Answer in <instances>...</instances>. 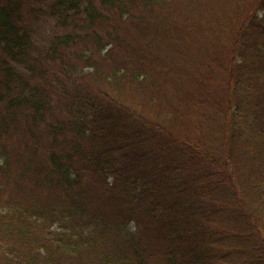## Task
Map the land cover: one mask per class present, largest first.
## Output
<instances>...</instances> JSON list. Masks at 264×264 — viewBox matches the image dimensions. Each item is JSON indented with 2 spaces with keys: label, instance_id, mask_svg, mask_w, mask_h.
<instances>
[{
  "label": "trees",
  "instance_id": "obj_1",
  "mask_svg": "<svg viewBox=\"0 0 264 264\" xmlns=\"http://www.w3.org/2000/svg\"><path fill=\"white\" fill-rule=\"evenodd\" d=\"M169 2L0 0V264H264V0Z\"/></svg>",
  "mask_w": 264,
  "mask_h": 264
},
{
  "label": "rangeland",
  "instance_id": "obj_2",
  "mask_svg": "<svg viewBox=\"0 0 264 264\" xmlns=\"http://www.w3.org/2000/svg\"><path fill=\"white\" fill-rule=\"evenodd\" d=\"M204 1H205V4H204L203 7L206 8V11H202L200 13H197V9L194 10V18L197 20V22H199L201 19H205V17L209 16L212 12H217L218 2H221V5H219L220 6V11H222V12H225V11L230 12V11H232L234 9L240 8L242 5L250 6L255 0H221V1H219V0H204ZM187 2H188V0H170V2H169L170 5H171L170 9L172 10V12H174L173 9L176 12L181 7L182 13H184L185 10L182 8V4L186 3L187 5H189ZM233 2L236 5H234ZM205 13H206V16L202 17ZM108 20L109 21H107V22L106 21L101 22L100 25H98V27L96 28L99 34L103 35L109 30V22H111V23L112 22L113 23H119V17L116 14H114V13L112 15L108 14ZM124 28L125 27L123 26L122 29H124ZM127 28L129 30L128 35H131V34L134 33V31L130 29L131 27H127ZM125 32H124V36H125ZM109 47L110 46H108L107 49H109ZM79 65H80V63H79ZM90 71H91L90 68H84L82 70V73L90 72ZM198 77H202V76L198 75L197 72H196L195 78H198ZM195 80L198 81L197 79H195ZM127 88H130V87L127 85ZM128 92H129V89H128ZM136 92L137 91H134V92L130 91L128 94H143L141 92H139V93H136ZM49 95L52 96V99H53L54 102H57V97L55 96V94H49ZM17 110H18V113L20 114L19 115L18 113H16L17 114V119H18V121H21L20 127L18 129L19 132L15 133V135H14V132L11 133V131H10L9 134H8V137L5 138L4 145H3L5 147L6 153L8 155L7 157L10 160V164H12V166H13L12 169L15 171V175L16 176H17V169H18L17 166H19V162L22 161L19 157L22 155L21 153L23 152V147H24V144L26 142V139L23 137L24 134H23V132L20 129L23 128V125L26 122L24 120V111H27V109L26 108H19ZM0 111L7 113L5 108H3V107H0ZM46 118L49 121H53L51 115H49V114L46 116ZM14 128H16V127H14ZM13 135H14V138L11 139L13 137ZM28 144H30V143H28ZM15 180H16L15 176H12L11 178H8V181L6 183V186H8L6 193L7 194L10 193L12 195H15L17 199L22 201L21 202L22 205H25L26 203L30 202V199H31V197H33V194L30 191V188L27 185V183L25 182L24 184H22L20 182V180H19V185L23 186L22 187L23 191H20V189H17L16 185H15V182H14ZM53 231H55V232L62 231L60 224H55V226L53 227Z\"/></svg>",
  "mask_w": 264,
  "mask_h": 264
}]
</instances>
